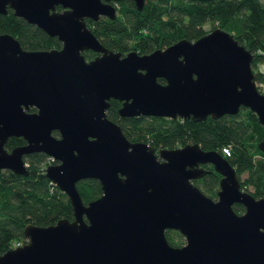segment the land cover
<instances>
[{
    "label": "water",
    "instance_id": "water-1",
    "mask_svg": "<svg viewBox=\"0 0 264 264\" xmlns=\"http://www.w3.org/2000/svg\"><path fill=\"white\" fill-rule=\"evenodd\" d=\"M134 1L138 8L145 2ZM8 7L62 45L27 49L0 31V168L27 174L26 154L54 156L58 162L44 170L69 196L73 218L27 223L26 241L1 252L0 264H264V196L241 188L220 151L198 142L157 150L130 140L107 114L112 98L122 102V116L205 120L247 106L264 125V92L247 46L217 26L195 40L122 53L86 20L115 17L112 2L0 0V12ZM86 49L99 54L88 59ZM10 136L26 143L8 150ZM205 162L222 174L216 199L193 181ZM84 178L98 179L103 190L88 202L77 187ZM169 228L184 235L182 245L169 242Z\"/></svg>",
    "mask_w": 264,
    "mask_h": 264
},
{
    "label": "trees",
    "instance_id": "trees-1",
    "mask_svg": "<svg viewBox=\"0 0 264 264\" xmlns=\"http://www.w3.org/2000/svg\"><path fill=\"white\" fill-rule=\"evenodd\" d=\"M116 7L115 17L88 19V25L105 46L122 53L130 50L147 53L181 38L195 40L220 26L252 52L255 79L259 90L264 92L259 84L264 82V69L260 66L264 64V0H145L142 8H138L134 0H120ZM206 23H210V29L205 27ZM0 31L13 34L27 49L60 47L62 43L58 36L16 15L11 7L7 13L0 12ZM95 53L92 49L84 51L86 58H92ZM110 102L108 116L121 125L129 139L146 141L157 150L188 142H198L206 150H218L239 175L248 172V176L241 179V188L256 197L264 196V149L259 146L264 138V125L251 108L241 106L234 114L198 120L192 116H122L119 113L121 101L112 98ZM24 143V137L10 136L5 146L11 150ZM224 146H230V154L223 151ZM25 161L27 174L0 168V253L13 247L16 241H26L24 227L27 223L48 225L61 217L73 218L69 196L45 173L44 168L50 162L48 154L34 151L26 155ZM206 172L195 182L216 199L221 176L214 168ZM77 187L84 202L103 192L96 178L80 179ZM234 208L237 212L245 210L240 202H235ZM166 235L173 245L185 242L184 235L177 229L169 228Z\"/></svg>",
    "mask_w": 264,
    "mask_h": 264
},
{
    "label": "flooded vegetation",
    "instance_id": "flooded-vegetation-1",
    "mask_svg": "<svg viewBox=\"0 0 264 264\" xmlns=\"http://www.w3.org/2000/svg\"><path fill=\"white\" fill-rule=\"evenodd\" d=\"M104 2H112V3H114L115 4V6H117V3L118 2H120V0H103ZM57 8H58V6H57ZM117 8V7H116ZM59 10L60 9H63V7L61 6V8H58ZM104 16V15H103ZM106 16V15H105ZM88 19L89 18H86V20H87V23H88ZM92 19V18H91ZM61 45H62V43H61ZM106 47H108V46H106ZM109 49H112V50H115V49H113V48H110V47H108ZM87 50V49H86ZM86 50H84V51H86ZM83 51V52H84ZM95 51V50H94ZM115 51H117V50H115ZM96 53L94 54V56H96V55H98L99 54V52H97V51H95ZM93 56V57H94ZM88 59H90V58H88ZM161 81H165L164 79L163 80H161ZM121 104H122V102H121ZM54 132V134L55 135H59V132L57 131V130H54L53 131ZM131 140V139H130ZM133 141V140H132ZM44 152V151H43ZM46 153V152H45ZM47 154V153H46ZM27 155V154H26ZM26 155H25V158H26ZM48 156H49V158H50V162L49 163H56V162H58V160L57 159H55V157L54 156H50L49 154H48ZM201 166H203L205 169H207V171H209L210 169H215V167H214V164L213 163H211V162H205V163H201ZM218 171V170H217ZM237 171V170H236ZM205 173H207V172H205ZM204 173V174H205ZM218 173L220 174V176H222V174L218 171ZM238 173V172H237ZM204 174L203 175H201V176H199V177H197V178H194L193 179V181H194V183H196L195 182V180L196 179H198V178H200V177H202V176H204ZM239 175V174H238ZM239 178H240V181H241V176L239 175ZM220 179H221V177H220ZM219 187H220V182H219ZM168 230V229H167ZM166 230V231H167Z\"/></svg>",
    "mask_w": 264,
    "mask_h": 264
},
{
    "label": "built area",
    "instance_id": "built-area-1",
    "mask_svg": "<svg viewBox=\"0 0 264 264\" xmlns=\"http://www.w3.org/2000/svg\"><path fill=\"white\" fill-rule=\"evenodd\" d=\"M260 86L262 88H264V82H259ZM223 151L226 153V154H230V146H224L223 147ZM23 241H16V243L13 245V246H16V245H19V244H22Z\"/></svg>",
    "mask_w": 264,
    "mask_h": 264
},
{
    "label": "rangeland",
    "instance_id": "rangeland-1",
    "mask_svg": "<svg viewBox=\"0 0 264 264\" xmlns=\"http://www.w3.org/2000/svg\"><path fill=\"white\" fill-rule=\"evenodd\" d=\"M205 27H206L207 29H210V28H211L210 23H206V24H205ZM260 66L264 69V64H261ZM240 176H241V178H246V177L248 176V172H247V171H244V172H242V173L240 174ZM20 241H23V240H20Z\"/></svg>",
    "mask_w": 264,
    "mask_h": 264
}]
</instances>
